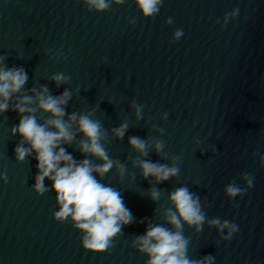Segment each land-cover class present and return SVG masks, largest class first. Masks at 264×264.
<instances>
[{
    "label": "water",
    "instance_id": "water-1",
    "mask_svg": "<svg viewBox=\"0 0 264 264\" xmlns=\"http://www.w3.org/2000/svg\"><path fill=\"white\" fill-rule=\"evenodd\" d=\"M0 264H264V0H0Z\"/></svg>",
    "mask_w": 264,
    "mask_h": 264
}]
</instances>
